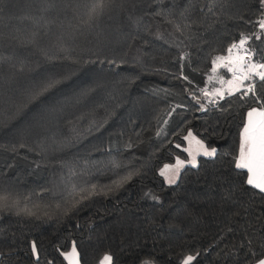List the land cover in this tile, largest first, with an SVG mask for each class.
<instances>
[{
  "label": "trees",
  "instance_id": "trees-1",
  "mask_svg": "<svg viewBox=\"0 0 264 264\" xmlns=\"http://www.w3.org/2000/svg\"><path fill=\"white\" fill-rule=\"evenodd\" d=\"M90 4L0 0V150L16 155L0 163V181L23 188L0 210V264H69L61 253L73 242L80 264L106 254L111 264L188 255L254 264L264 255V194L235 160L264 84L260 102L236 94L212 104L199 90L215 85L210 75L230 77L213 74L211 61L241 32L261 35L259 0H110L86 24ZM251 46L264 50V38ZM49 79L60 83L32 99ZM189 130L217 154L185 164L170 185L160 168L186 159ZM113 159L125 166L113 170ZM129 172L139 174L116 189ZM93 185L101 194L77 203Z\"/></svg>",
  "mask_w": 264,
  "mask_h": 264
},
{
  "label": "snow or ice",
  "instance_id": "snow-or-ice-1",
  "mask_svg": "<svg viewBox=\"0 0 264 264\" xmlns=\"http://www.w3.org/2000/svg\"><path fill=\"white\" fill-rule=\"evenodd\" d=\"M110 0H91V4L88 7L87 17L88 20L85 23H90L94 21L97 17L101 16L106 8L108 7ZM259 6L262 9L260 17L257 20V25L260 30L261 35H249L241 32L239 34V39L231 42L226 48L225 55H216L212 58V73L215 74L219 68L227 69V72L232 74V78L224 80L222 77L219 82L227 85V88H218L213 92L207 91V89H200L199 91L206 98H213L210 100L212 104H217L219 100L231 97L236 94H240L241 99H247L249 97L253 98L255 101L260 102L261 96L257 92V81L264 84V50H260L257 47L251 46V41L253 39L261 40L264 38V0H259ZM159 14V13H158ZM167 23L173 24L174 21L169 19ZM251 23V21H249ZM187 27V25H185ZM177 31H181V26L179 24L175 25ZM181 59H186L182 57ZM184 80H187V76H183ZM214 79L212 75L209 76V81ZM60 81L49 79L44 81L39 86V89L33 93L32 99H37L43 96L46 92L54 89ZM193 95V99L200 103L199 99ZM203 107V105H201ZM174 111V109H173ZM171 115V113H169ZM247 122L244 124L243 130L240 133V147L239 156L235 160V167L237 169L247 170V179L245 183L251 186L253 189L259 190L261 194H264V103L260 104V107H252L247 113ZM167 123V121H165ZM159 135V133H157ZM189 141L191 144L193 141L197 146L195 150L191 147L184 148L183 151L187 152L191 157L188 160H182L179 157L176 158L174 165L166 164L164 168L160 170V175L164 176L167 182L175 184L179 176L180 169L185 166V164H190L193 167L197 166V155H202L204 157H214L217 154L218 149L215 147H208L205 145L203 140L196 139L193 133L189 130L188 134L183 138ZM127 147H132L128 144ZM177 148L180 145H176ZM14 150V149H13ZM111 168L113 170L124 167L125 165L113 159L110 161ZM139 173L129 172L128 175L122 177L118 181H114L116 189L123 187L127 181L131 180L133 175H138ZM96 186H92V191L88 192L87 195H81L77 203H81L84 200L90 199L94 195H99L101 193L95 191ZM75 191V186H73ZM111 190V189H110ZM0 192H7L6 195H0V210L8 206L9 198L14 194L8 191L0 185ZM17 197L19 194H16ZM19 203V199L15 201ZM27 214L32 213L25 209ZM251 243V242H249ZM264 248V245H262ZM31 251L34 255H37V245L35 241L31 244ZM253 257L257 256V253H250ZM61 255L69 260V264H80L78 259V252L76 248V243H72L71 251L63 252ZM198 255V254H197ZM196 259L193 255L186 256L182 264H192V261ZM112 256L106 254L101 264H111ZM51 264V262H50ZM143 264H152L151 261H144ZM254 264H264V255H260L255 259Z\"/></svg>",
  "mask_w": 264,
  "mask_h": 264
},
{
  "label": "rangeland",
  "instance_id": "rangeland-1",
  "mask_svg": "<svg viewBox=\"0 0 264 264\" xmlns=\"http://www.w3.org/2000/svg\"><path fill=\"white\" fill-rule=\"evenodd\" d=\"M218 71V70H217ZM231 74V73H230ZM232 78V74L230 75V77L229 78H227V80L228 79H231ZM219 80L220 79H216V77H215V75H214V79H212V84H215L211 89H209L208 91L209 92H213L215 89H218V88H224L223 87V85L219 82ZM225 80V79H224ZM214 98V97H213ZM213 98H208L209 100L210 99H213ZM191 131V130H190ZM192 132V131H191ZM193 133V132H192ZM187 134H188V132H187ZM186 134V135H187ZM193 135L196 137V139H199L194 133H193ZM60 140H63V141H61L60 143H58V146H61V147H65V146H68L69 145V143H68V141H66L64 138H61ZM199 140H201V139H199ZM189 147H191L193 150H195L196 149V145H195V142L193 141L191 144L189 143V141H186V144H185V148H189ZM187 153V152H186ZM198 156V155H197ZM7 157H9V159H11V161H12V158L15 160L16 159V155H12V154H10V152L9 151H7V150H0V163L1 164H4V160L7 158ZM191 157L188 155V153H187V157H186V159H183V158H180V159H182V160H188V159H190ZM8 159V160H9ZM175 162H176V159H175ZM175 162L174 163H171L172 165H174L175 164ZM164 165H166V164H164ZM164 165L160 168V170L161 169H163L164 168ZM5 166V165H4ZM4 166H3V169H4ZM7 166V165H6ZM6 168V167H5ZM181 170V169H180ZM164 177V176H163ZM25 178H29V176L27 175V176H25ZM164 181L166 182V183H168L167 182V180H166V178L164 177ZM20 183H23V182H20ZM169 184V183H168ZM0 185H3V187L5 188V189H7L8 191H11V192H13L14 194L9 198V201H16L17 200V198L20 200L21 198H19V196L17 197V195L16 194H19V193H21L22 192V190H23V188L20 190L19 188H18V186L17 185H14L13 183H11V181H8V180H6V179H2V181H0ZM64 185V183L63 182H58L57 183V186H56V192L58 193L59 192V189L61 188V187H64L63 186ZM7 194V192H0V195H6ZM28 195V194H30V191H29V189H25V195ZM20 195V194H19Z\"/></svg>",
  "mask_w": 264,
  "mask_h": 264
},
{
  "label": "crops",
  "instance_id": "crops-1",
  "mask_svg": "<svg viewBox=\"0 0 264 264\" xmlns=\"http://www.w3.org/2000/svg\"><path fill=\"white\" fill-rule=\"evenodd\" d=\"M226 80H227V79H226ZM223 87H224V88H227V85L224 84ZM246 113H247V112H246ZM246 122H247V116H246V114H245L244 124H245ZM244 124H243V127H244ZM243 127H242V129H241V132H242V130H243ZM241 132H240V133H241ZM240 140H241V136H240ZM239 147H240V141H239ZM198 156H199V155H198ZM198 156H197V157H198ZM238 156H239V148H238L237 157H238ZM237 157H236V158H237ZM174 162H175V161H174ZM174 162H173V163H174ZM245 170H246V169H245ZM246 173H247V170H246ZM70 251H71V250H70ZM102 259H103V258H102ZM102 259H101V261H102ZM101 261H100L98 264H101ZM68 262H69V260H68Z\"/></svg>",
  "mask_w": 264,
  "mask_h": 264
}]
</instances>
